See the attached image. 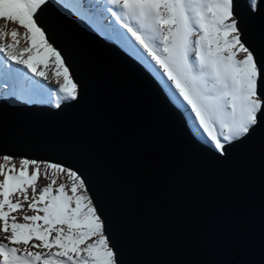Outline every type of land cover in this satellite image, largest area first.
I'll list each match as a JSON object with an SVG mask.
<instances>
[{
  "label": "snow or ice",
  "instance_id": "1",
  "mask_svg": "<svg viewBox=\"0 0 264 264\" xmlns=\"http://www.w3.org/2000/svg\"><path fill=\"white\" fill-rule=\"evenodd\" d=\"M53 9L131 57L210 155L264 126V48L238 0H0V96L55 109L80 99L42 22ZM0 264H123L85 169L0 151Z\"/></svg>",
  "mask_w": 264,
  "mask_h": 264
},
{
  "label": "water",
  "instance_id": "2",
  "mask_svg": "<svg viewBox=\"0 0 264 264\" xmlns=\"http://www.w3.org/2000/svg\"><path fill=\"white\" fill-rule=\"evenodd\" d=\"M238 2L264 48V11ZM42 22L81 97L61 109L0 100V151L85 169L123 264H264V126L210 155L118 46L55 9Z\"/></svg>",
  "mask_w": 264,
  "mask_h": 264
},
{
  "label": "rangeland",
  "instance_id": "3",
  "mask_svg": "<svg viewBox=\"0 0 264 264\" xmlns=\"http://www.w3.org/2000/svg\"><path fill=\"white\" fill-rule=\"evenodd\" d=\"M103 38V37H102ZM109 42V41H108ZM3 91H5V90H3V89H0V92H3ZM2 99H9V98H4V97H2V96H0V100H2ZM27 104V103H26ZM29 105H41V106H50V105H48V104H46V103H34V104H29ZM51 107V106H50ZM53 108V107H52Z\"/></svg>",
  "mask_w": 264,
  "mask_h": 264
},
{
  "label": "bare ground",
  "instance_id": "4",
  "mask_svg": "<svg viewBox=\"0 0 264 264\" xmlns=\"http://www.w3.org/2000/svg\"><path fill=\"white\" fill-rule=\"evenodd\" d=\"M145 109V108H144ZM146 110V109H145ZM147 112V111H146ZM153 120H156L154 117H152ZM156 124L161 128V130L163 129L162 125L158 123V121H156ZM170 142V141H169Z\"/></svg>",
  "mask_w": 264,
  "mask_h": 264
}]
</instances>
